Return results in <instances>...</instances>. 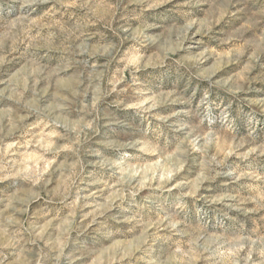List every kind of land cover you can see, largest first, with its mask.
I'll list each match as a JSON object with an SVG mask.
<instances>
[{
    "label": "clouds",
    "instance_id": "obj_1",
    "mask_svg": "<svg viewBox=\"0 0 264 264\" xmlns=\"http://www.w3.org/2000/svg\"><path fill=\"white\" fill-rule=\"evenodd\" d=\"M101 251L264 264V0H0V264Z\"/></svg>",
    "mask_w": 264,
    "mask_h": 264
},
{
    "label": "rangeland",
    "instance_id": "obj_2",
    "mask_svg": "<svg viewBox=\"0 0 264 264\" xmlns=\"http://www.w3.org/2000/svg\"><path fill=\"white\" fill-rule=\"evenodd\" d=\"M249 98L250 99H256L257 96H255L254 94H249ZM167 106L165 105H160L157 109V111L159 112V114L161 115H167V110L166 109ZM51 135V134H49ZM38 154L36 153H31L29 154V159H34L37 158ZM229 159H235L234 157H230ZM151 167V162H145V168ZM121 176L119 173H117V175L115 177H112L110 174V171H104L102 175H98L97 179H98V183L93 184L90 188V191L92 192H96L97 190H99L100 195H98L96 197V202H104L107 201V199L109 198V196L113 195V193L115 192V189L117 187H119V183L118 181L120 180ZM146 191V189L144 190ZM202 194L204 195H215V192H208L206 190H201ZM158 218L157 217H152V218H148L145 219L142 223L136 224L135 227V232L137 235H139L140 231H143L145 228L147 229L148 232H153L156 230V220ZM132 221H124V225H123V230H127L129 227L132 226ZM161 231H163V228L161 227ZM211 236V234H210ZM131 235L127 236V237H120L117 236L115 240L110 241L109 243L105 244L104 247H111L113 245L116 246V249H119L121 247H123V244L121 243L124 239H131ZM208 245L214 246L212 239L210 238L207 241ZM153 247L157 250H159V242H157L156 245H153ZM98 255V260H97V264H106L105 261V255L103 254L102 251L97 253ZM172 264H181V262L178 259H174ZM195 264H202V261L197 260L195 262Z\"/></svg>",
    "mask_w": 264,
    "mask_h": 264
}]
</instances>
